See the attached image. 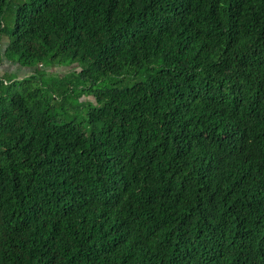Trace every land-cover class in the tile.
<instances>
[{
	"label": "trees",
	"instance_id": "obj_1",
	"mask_svg": "<svg viewBox=\"0 0 264 264\" xmlns=\"http://www.w3.org/2000/svg\"><path fill=\"white\" fill-rule=\"evenodd\" d=\"M5 60L0 264H264V0H0Z\"/></svg>",
	"mask_w": 264,
	"mask_h": 264
},
{
	"label": "rangeland",
	"instance_id": "obj_2",
	"mask_svg": "<svg viewBox=\"0 0 264 264\" xmlns=\"http://www.w3.org/2000/svg\"><path fill=\"white\" fill-rule=\"evenodd\" d=\"M15 10H16V3L11 5L10 8L8 9L7 13H6V24H7V29L9 31H12L13 30V27H14V20H15ZM12 38V34L10 35H6V36H3L2 38V51L5 53V49L7 47V45L9 44L10 42V39ZM79 64V63H78ZM77 63H74V65H56L54 67H52V63L49 61V60H46L44 62V65L41 66V67H38L39 70H42L41 72H44L49 69V71L51 73H54V74H66L70 71H72L74 68H77ZM31 70L32 69H29L27 67H23L21 66L18 62H13V63H10L9 61L5 60L4 63L2 65H0V77H2L1 75L4 74L5 71H8L9 73L11 74H6V79H11L12 76H18L19 79L20 78H23L25 76H29L31 74ZM49 75V77H51L50 74H47ZM55 76V75H54ZM34 84L38 85L39 80L35 79ZM14 88V87H13ZM73 105L74 106H79V109H71L69 110V114L70 116H80L81 118H84L86 117V112H87V109H88V106L84 104V101H83V98L79 99L78 101L77 100H73Z\"/></svg>",
	"mask_w": 264,
	"mask_h": 264
}]
</instances>
